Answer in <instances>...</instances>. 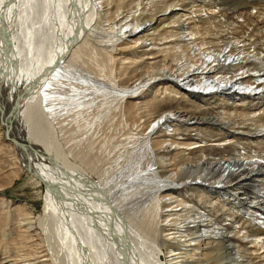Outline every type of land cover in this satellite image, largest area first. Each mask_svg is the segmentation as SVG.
<instances>
[{
	"label": "bare ground",
	"instance_id": "obj_1",
	"mask_svg": "<svg viewBox=\"0 0 264 264\" xmlns=\"http://www.w3.org/2000/svg\"><path fill=\"white\" fill-rule=\"evenodd\" d=\"M257 1L261 5L256 0H229L223 5L205 0L198 5L194 3L195 0H55V3L54 0H0L2 136L5 139L6 136L11 138L9 141L17 151L21 168L28 170L38 181L44 182L47 190L46 211L41 218L29 217V213L24 212L22 207L18 209L19 235L26 236L28 232L37 238V232L43 231V226L47 224H44L45 218L51 213L52 202H55L60 208L62 205L65 207L63 213H56L55 220L51 221H55L56 262L264 264V193L260 183V175L264 174V154L255 153L246 157L236 154L228 158L203 155L191 159L173 145L174 157L169 158L166 154L170 150L166 152L164 149L166 154L158 160L171 167L163 173L166 175L163 178L155 163L160 151L155 154L152 149V144L160 142L152 133L168 119L177 120L176 123L182 126L186 123L185 130L191 126V130L197 134L202 133V124L205 122L215 128L207 134L225 135L226 141L234 138L246 140L242 135L247 140L252 137L264 139V36L248 37L240 25L249 24V19L264 25V1ZM224 5L232 9L230 12L235 18L224 11ZM139 16L148 20L132 27L130 21ZM13 17L17 18L18 26L14 29L15 46L13 38L6 33V22ZM54 21L55 47L52 42L54 39L48 37L53 32ZM197 22H202V25L197 26ZM202 29L208 31V36L204 35L206 33ZM151 30L155 34L148 38ZM40 44L46 47L43 50L46 57L40 61L39 68L33 69L32 64ZM147 44L150 45L148 49L142 48ZM122 51H136L132 65L139 61L137 65H142L144 71L136 73L135 65L131 69L125 67V70L121 66L123 70L117 71L118 54ZM98 60L102 61L101 67L95 64ZM54 65L55 70L49 72ZM154 68H158L163 77L159 82L146 78L145 82L140 81L138 85L129 84L130 79L144 78ZM54 73L55 136L56 128H61V123L57 125V121L63 120L65 123L70 120L74 137L71 146L73 149H81V153H90L93 145L101 139V133L104 137L108 133L110 127H105V121L117 119L125 124L130 118L134 124L133 133L143 136L141 139L136 136L132 140L135 150L127 156H130L128 159L131 163L136 164L131 176H143L139 182L133 184L135 179L130 178H127L125 186L120 181L113 182L112 176L115 173H119L123 179L129 172L119 167L121 160L111 158L114 148L110 143L108 148L106 141H102V144L106 146V156L111 158L110 165L113 161L116 163L114 168L103 174L97 173L100 177L96 179L92 177L93 171L87 173L80 166L70 164L72 162L67 158L65 161L58 160V165H55L50 155L47 156L50 151L43 152L45 155L33 147L35 144L29 140L30 133L24 117L28 119V107L29 110L34 109L33 105L36 104V110L48 114L52 120L49 114L51 109L46 106L49 102H46L45 87H49L48 83ZM252 78L262 81L263 87L252 86L249 82ZM151 81L154 84L150 86L149 95L138 100L136 95L144 89V84ZM30 82H34L33 91L14 111L13 101L18 90ZM157 83H166L162 89L164 94L168 89V94L160 96L159 89H154ZM238 86L242 90L240 93L235 92ZM215 105L221 106L222 110L236 111L239 108L244 112L246 108L250 120L260 116L259 134L253 135L256 131L245 125L234 126L239 122L234 124L232 111L213 115ZM146 106L157 110L153 115L147 113L151 118L146 117L143 110ZM52 122L48 125L53 130ZM247 132L249 134L246 135ZM22 141L26 149L20 147L18 142ZM175 144L181 145L180 142ZM142 147L146 150L142 151ZM176 156L186 158L177 160ZM141 163L147 173L137 174ZM56 179L62 182L59 188L71 195V200L55 195ZM247 182L251 188L249 191L243 189ZM174 185L179 190L174 191L173 195L167 193ZM200 187L204 188L202 192ZM183 190H190L191 195L195 196L197 193L212 194L221 190L224 198L231 199L245 214V218H242L258 227L259 234L239 230L240 220L234 221L237 224L232 228H225L227 218L213 220L209 216L208 207L197 206L191 197L188 198L189 203H184L179 198ZM249 192L252 194L250 197L247 196ZM54 195L55 201L50 197ZM2 202L3 199L0 208L4 207ZM123 213H127L128 218ZM136 213L138 216H134ZM162 216L169 218L163 221ZM7 218L4 220L7 221ZM165 228L167 234L162 233ZM148 232L155 240L152 244L145 239ZM47 237L51 238L49 235ZM164 242L176 247H168L164 251ZM36 254L32 261L21 256L23 258H15L11 264L43 262L44 259H40L43 254ZM8 257V251H5L4 256L0 257V264H4Z\"/></svg>",
	"mask_w": 264,
	"mask_h": 264
},
{
	"label": "rangeland",
	"instance_id": "obj_2",
	"mask_svg": "<svg viewBox=\"0 0 264 264\" xmlns=\"http://www.w3.org/2000/svg\"><path fill=\"white\" fill-rule=\"evenodd\" d=\"M163 1L170 2V1H173V0H163ZM201 1L202 0H200V1L199 0H195L194 3L198 5V4H200ZM227 1H229V0H207V1L205 0V2H209L211 4L213 2L214 3L218 2V4H220V5H223V3L226 4ZM256 2L259 3V5H261L260 2H258L257 0H256ZM54 3H55V0H54ZM226 7H227V5L225 6L224 11H226L229 14V16H230L231 15L230 11H232V9H228ZM126 8L127 7H125L124 9H126ZM260 8H263V7L261 6ZM225 9H227V10H225ZM207 11H208V9H207ZM231 16L233 18H235L234 15H231ZM16 19L17 18H15V17L10 18V19L8 18V21L6 22L7 23L6 33H7L8 37H12V38L15 37L14 29H17V27H18L17 24H16L17 23ZM145 19L148 20L145 17L139 16L136 19L133 18L130 21V23H131L132 27L133 26L136 27L139 23H141ZM199 23H201V24H199ZM248 23L249 24H240L241 27H242V30L246 34L248 33V37L251 36V38H254L256 36H262V35L264 36V25L262 26V24L254 22L251 19L248 20ZM195 24L200 27V25H202V22H197ZM202 30H203L202 31L203 33H206L204 35H207L208 31L205 32L204 29H202ZM52 31L53 32L49 33L48 37L51 38L50 40L54 39V40H52V42H53V47H55V21H54V26H52ZM211 31L214 32L212 29H211ZM256 31H257V33H256ZM152 32H153V30L149 31L150 35L148 34L149 35L148 38L152 37L151 35L154 36L155 33H152ZM250 32L251 33L253 32V33L251 34ZM260 32H263V33H260ZM209 33H211V32H209ZM12 43H13V46L16 45V40L14 38L12 39ZM147 43H149V42H147ZM138 45H142V44L138 43ZM147 45L148 46L142 47V48H145V49L147 48L148 49V47H150V45L149 44H147ZM39 47H40V49L38 48V51L35 54V56H36L35 59L36 60L34 59V63L32 64L33 69L34 68L35 69L39 68V65L41 63L40 61H42L43 58L46 57V55L44 56V54H43V52L45 51L46 47L41 45V44L39 45ZM142 48H140V49H142ZM136 49H139V48H136ZM6 54L9 55V51H7ZM134 54H136V51L135 52L134 51H122L121 53H119L118 54V61H117V71L123 70V67H124V70H125V67H128L129 69H131V68H135V66H136V68H137V72L136 73L141 72V70L143 72L144 71V67H142V65H137L139 63V61L132 65V63L134 61L133 58H136V56ZM101 63H102L101 60H98L97 63L95 62V64H97V65L98 64L100 65ZM121 66H123V67H121ZM100 67H101V65H100ZM226 69L227 68H225L223 71H225ZM0 75H1V73H0ZM146 78H150V80H152V81L159 82L163 77L160 76V70L158 68H154L153 70L150 71L149 74H145L144 78H143V76H142V78L141 77L133 78V79H130L128 82H129V84L138 85L140 83V81L141 82H145ZM50 79H52V80L49 81V83H48L49 87H47V86L45 87V91H46L45 92V94H46L45 97L47 98L46 102H49V103L46 104V106L50 107V109H51L49 114L52 116V120H51V118H50V116L48 114H45L44 112L38 111L39 109L36 110V107H37L36 104L33 105L34 109H30L29 110V107H28V111L30 112V114L28 116V119L24 117L25 121L28 124L23 120L24 123H26V125H27V128L29 130L30 135H32V137H34V139L35 138L39 139L42 143H44V145L46 147H48V148L50 147L49 148L50 152L47 151L50 154L48 153V155H47V154L43 153V152H46V150L44 148H42L41 145L40 146L37 145V143H35L34 140L32 141V139H30L31 136H29V140L35 145L34 146L31 145V144L30 145L35 147V148H37L40 153H43V154H45L47 156L50 155L49 156L50 158L52 156H55V157L57 156L56 158L59 159L60 161H65L64 159L67 158L68 160H70L72 162L70 164L74 163V164L80 166L81 169L83 168L84 170H87L86 171L87 173H89V171H90V173L93 171L92 172V177L95 178V179L97 177H100V175L103 174V172H106V171L110 170V168L111 169L114 168V164L116 162L113 161V164L110 165L111 158L117 159L118 161L121 160L119 162H121L122 164L120 163L119 167L120 168L123 167V169H125L124 171L128 170L127 172H129V173H127V175H125L123 179H121V175L119 173H115V175L112 176L113 182L117 183V182L120 181V184L122 183L121 185H123V186L127 185L129 178L133 179V180L135 179L134 181H132L133 184L136 181L139 182L140 179L143 178V176L140 175V174H139L140 176H135V177L131 176V174L133 172L132 169L135 168L136 164L135 163H131V160L128 159L130 156L127 157L129 154H133L134 153V151H132V150H135L134 147H133L134 142L132 140L135 139L136 136H138V139L139 138L141 139L143 137L142 135L140 136L139 134L136 135V132H135V134L133 133V130H134L133 121L130 120V118H129V120L126 121V123L124 124L122 121L117 120V119H113L111 121L107 120V121L104 122V123H107L105 125V127L106 128L110 127V128L108 130V133H105L106 137L101 136L102 135V133H101V135H100L101 139H99V142L101 143V145H98L99 142L94 144L93 145V150L90 153H88V152L81 153L82 150L81 149L78 150V147L76 148L77 150L73 149V147H72L73 146V142L72 141H74L73 140L74 137L72 136L73 133L71 131V129L73 130V128H71L73 123L71 124L70 120L66 121L65 123H64L63 120H61L62 122L61 121H59V122L57 121V125H59L61 123V125H60L61 128H59V127L56 128L57 135L55 136V73L51 76ZM152 81L151 82H147L146 84H144L145 85L144 89H142V91L140 90L138 95H136V96L139 97L138 100H141L140 98L144 99V98H146V96L149 95L150 90H151L150 86L154 84V83L152 84ZM249 82L254 87H257V88H259L258 86L263 87V82L260 81V80H256L255 81L252 78L251 81H249ZM124 84H127V83H124ZM164 85L166 86L167 84L166 83H160V84L157 83L155 88H154V89H159L158 93L161 94L160 96H162V95L164 96L165 94H168L167 92H169L168 89H167L165 94L163 93V89H162L163 87L162 86H164ZM247 85H249V83H247ZM49 91H51V92H49ZM241 91L242 90H240V86H238V89L235 90L236 93H240ZM244 93L246 95L248 94V92H244ZM42 104H43V106H45V103L42 102ZM42 104H41V106H42ZM215 106L216 107H215V109L213 111L215 113L213 115L218 116L219 114H222V111H227V114H228L229 111H232L233 112V116H234L233 117L234 124L239 122L238 124H235L234 126L243 127V125H245L247 127H250L252 130L256 131L253 135L259 134V132L257 130L261 126V120H259L260 116H256V118L250 120L249 119V115L250 114L248 115L249 112L246 111L247 110L246 108L244 109V112H245L244 113L243 110H241L239 108L236 111H234V110H231V109L222 110L221 106H217V105H215ZM7 110L9 112L8 108H7ZM33 110H35V111H33ZM143 110L146 113V117H150V118L152 116L148 115L147 113L153 115V113H155L157 111L155 109H151V107H149V106L144 107ZM46 111H47V109H46ZM26 112H27V110H26ZM31 112L35 116V118L31 114ZM208 113H210V112H208ZM202 115L205 116V114H202ZM226 116L227 115H224V117H226ZM176 119H178V118H176ZM245 119L246 120L248 119V120L246 121ZM145 120H147V119H145ZM171 120L172 119H168L167 122H164L163 124H161L152 133V136L154 138H156V140L160 139L159 140L160 142L162 140L163 143L162 142L161 143L164 144L165 147L160 142H158L159 144L158 143L157 144L150 143V145L152 144V149L155 152V154H157L160 151V153H158L156 155L155 163L157 162V164H158L157 166L159 168V174L163 178L166 177V175H163V173L165 174L167 169L169 170L171 168V167L169 168V166H166L165 163H162V162L159 163L158 162V160H161L160 157L164 156L166 154L164 149H166V152L168 151L167 149L170 150L166 154L169 158L174 157V152H175L173 150L174 148H177L176 150H181L183 152L182 154H184L185 156L190 157L191 159H197L198 156H203V155L206 156V157H212L214 155H221V156H223L225 158H228L230 156H235L236 154L242 155V156H245V157L249 156V155H253L255 153L264 154L263 153V151H264V139H262V138L256 139V138L252 137V138H250V140L249 139L247 140V137L245 135H242V136H244L246 138V140L245 139L234 138L232 140L226 141L227 137L225 135H222V136L221 135H217L216 136V135H213V134H207V133H209L211 131H214L215 128L214 127H209L207 125V123H205V122H203V124H202V129H203L202 133L203 134L201 132H198L200 134H197V132H195L194 130H191L192 128H190L191 127L190 125H193V124L188 125L190 127L188 128V130H185L186 123L184 124L185 126L184 125L182 126V125H178L176 123V122H178L177 120H172V121ZM49 122H52L53 130L51 129L50 125H48ZM69 122H70V124H69ZM164 125H165V127H164ZM178 126H179V129H177ZM241 129L242 128H239V130H241ZM251 129H247V131L251 130ZM41 130H42V135H41ZM35 131H36V133H35ZM111 131H112V133H111ZM53 133H54V135H53ZM247 134H249V133L247 132L246 135ZM72 137H73V139H72ZM166 138H167V140H166ZM114 139H115V142H112V141H114ZM102 141L103 142L106 141V144L108 143L107 144L108 148H110L109 147V143L111 145H113L114 149L112 150L113 153H111V155H112L111 158L106 156L107 155L106 149H105L106 146L104 145V143L102 144ZM175 141L177 143L180 142L181 145H176ZM58 142H61V143H58ZM244 142L245 143L247 142V143L245 144ZM119 143H121V144H119ZM125 143L127 145H129V146H127ZM170 143H172V144H170ZM173 145H175L174 148H173ZM156 147H158V148H156ZM94 148H96V151H95ZM121 148H123V149H121ZM43 149H44V151H43ZM99 150H100V152H99ZM141 150L143 151V150H146V149H144L142 147ZM86 153H88V155ZM31 155H33V154H31ZM65 156H67V157H65ZM142 156H141V158H142ZM185 156H183V157L176 156L177 157L176 159L177 160H179V159L182 160V158H186ZM82 157H84L85 159L82 158ZM79 158H80V160H79ZM95 160H97L99 162H97ZM90 161L92 163H90ZM87 162H88V164H87ZM125 162H127L128 165ZM108 163H109V165H108ZM129 164H131V165H129ZM94 165H98V166L94 167ZM85 166H87V167L85 168ZM47 169H48V167H47ZM137 169L139 170V171L137 170V174L138 173H147L146 168L143 166L142 163H141V166L139 165ZM103 170H105V171H103ZM94 171H96V172H94ZM99 172H100V175L97 174ZM128 174H130V177H128ZM117 175H119V177H117ZM260 178H261L260 179V183L262 184V192L264 193V174H261ZM133 184H131V185H133ZM248 185H249V182H247V185H245L243 187V189L249 191L251 188ZM202 188L203 187H200V191L201 192H202ZM176 190H179V189H177V186L174 185L173 188L170 187V189L167 191V193L170 192L173 195V192L176 191ZM46 192H47V190H46V185H45L44 182L38 181L34 176H32V174L28 170H26L24 168H21L20 159H19V156L17 154V151L15 150V147L11 143V141H9V139H7V138L5 139L2 136V130H1V126H0V204H1V199H3L2 204L4 206L3 208H0V257L4 256V252L5 251H8V255H9L8 259L5 261L4 264H11V263L14 262L12 260H14L15 258L18 259V258H23V257L26 258L27 261H32L33 259H35L34 257H35V255H37L36 253L43 254L40 259H44L43 262L39 261V262H36V264H64L62 262H59V261L56 262L55 261V236L56 235H55V221H54L56 213H58V212L63 213L62 211H64V208H65L63 205H62L63 208L62 207L60 208L59 204L57 205V203L55 204V202H52V204H51V206H52L51 213H49L46 216V218H45V223L44 224H46V223L47 224L44 225L42 223L44 225L43 226L44 229H43V231L37 232V233H39L37 238L33 237V235H31L32 233H28V232L26 233L27 234L26 236H21V235H19V232H18V229H17V218H18L17 215L19 216L20 212H19L18 209L20 207H22L24 212L29 213V217H33V218L40 217L41 218L43 216L44 212L46 211L45 210L46 209ZM179 195H180L179 198H181V200H184V203H187V202L189 203L190 200H188V198L191 197L192 200H195V204L197 206L200 207V205H205L206 207H208L209 216L213 220L220 219V218H223V217L227 218L228 220L226 221V224L224 225L225 228H227V229H230L235 224H237L234 221L240 220L241 224L239 225V228H238L239 230H244L245 229V230H248L249 232H255L256 235L259 234V232H260L258 227L254 226L253 222H249L246 219H244L245 218V214H242V212L237 208V205H234V203H233V201L231 199H225L224 198L223 192L221 190L218 191L217 193H212V194L208 193V192L202 193V194H198L197 193V196L191 195L190 190H183V192L181 194H179ZM247 196L250 197V196H252V194L249 192ZM50 197L53 198V200L55 201V195H54V197L53 196H50ZM214 197H216V198H214ZM225 201H227V203H225ZM66 203H67V205H70V203H68V202H66ZM55 207H56V210H55ZM139 209L137 211H139ZM123 214L127 217V213H123ZM134 216H138V213H136ZM229 216L230 217L232 216L233 218L232 217L230 218ZM6 217H8L7 221L4 220ZM242 217H244V218H242ZM161 218L164 221V220L168 219L169 217L168 216H162ZM52 219H54V220L51 223ZM246 222H247V224H246ZM34 224H36V222ZM36 225H38V224H36ZM38 231H39V229H38ZM162 233L163 234H167L168 233L166 228H165V230H163ZM48 235L51 237L50 239H48V237H47ZM145 239L147 240V243H149V244L150 243L152 244L155 241L154 238L152 239V237L150 236L149 232L147 233V237ZM48 240H50L49 241L50 243L48 242ZM52 245H53V248H52ZM162 245H163L162 246L163 250L168 248V247L169 248L170 247H173V248L176 247V246H173L172 244L170 245L169 242H164ZM9 252H10V254H9ZM175 252H177V250ZM21 256H23V257H21Z\"/></svg>",
	"mask_w": 264,
	"mask_h": 264
},
{
	"label": "water",
	"instance_id": "obj_3",
	"mask_svg": "<svg viewBox=\"0 0 264 264\" xmlns=\"http://www.w3.org/2000/svg\"><path fill=\"white\" fill-rule=\"evenodd\" d=\"M55 70V65L53 67H51V69H49V72H52ZM37 81V80H36ZM33 87H34V82L33 83H25L19 90H18V93H17V96L15 97L14 101H13V110L15 111L16 109L18 110L20 104L23 102L24 98L26 96H28L32 91H33ZM14 112L11 113V115L13 116ZM29 136H31V139L34 140L35 143H37V145H41L42 148H44L45 150L47 151H50V149L48 147H46L44 145V143H42L39 139L32 137V135L29 134ZM7 139L11 140V138H9L8 136H6ZM20 147L23 149V147L26 149V144L24 141L21 142H18ZM51 160L53 162H55V165H58L57 164V161L59 159H57L55 156H52L51 157ZM60 161V160H59ZM55 183L57 184L56 187H55V195L57 197H60L61 199H67V200H71L72 199V196L71 195H68L66 193H64L60 188H59V185L62 186V182L60 180H57L55 181Z\"/></svg>",
	"mask_w": 264,
	"mask_h": 264
}]
</instances>
